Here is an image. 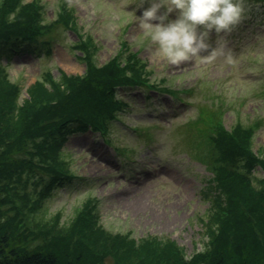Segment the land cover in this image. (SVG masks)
Masks as SVG:
<instances>
[{"label":"trees","instance_id":"1","mask_svg":"<svg viewBox=\"0 0 264 264\" xmlns=\"http://www.w3.org/2000/svg\"><path fill=\"white\" fill-rule=\"evenodd\" d=\"M45 15L42 0H0V264H264V147H253L261 123L227 127L222 104L202 107L186 127L196 157L212 173L202 190L210 203L202 219V248L188 255L174 239L112 232L101 222L95 197L67 227L60 225L61 213L45 218L55 190L80 177L71 167L68 134L111 132L125 105L120 89L152 82V70L127 42L100 64L95 38L81 31L67 1L59 2L53 22ZM57 26L77 33L73 47L86 70H60L56 77L46 69L22 102L24 87L10 77L4 57L11 61L25 51L49 55ZM115 148L126 154L125 147Z\"/></svg>","mask_w":264,"mask_h":264},{"label":"rangeland","instance_id":"2","mask_svg":"<svg viewBox=\"0 0 264 264\" xmlns=\"http://www.w3.org/2000/svg\"><path fill=\"white\" fill-rule=\"evenodd\" d=\"M42 1L46 21L53 22L62 0ZM65 1L75 9L81 31L95 38L100 64L127 42L153 71L152 80L180 92L169 96L155 89L121 90L119 95L128 104L108 133L112 138L109 144H103L97 132L69 133L65 145L73 158L71 167L80 177L55 190L48 199L45 218L61 213L60 225L67 227L85 202L95 197L101 222L108 230L131 232L136 238L159 235L174 239L190 255L202 248L206 238L202 219L210 203L202 190L212 173L206 162L196 157L198 150L187 123L211 102L222 104L227 127L237 121L254 126L257 121L261 123L256 127L253 147H264V0L246 1L247 11L232 31L210 34L209 43L215 48L218 41L222 42L230 61L226 56H216L179 65L157 54L143 30L138 17L149 6L147 2L137 7L136 0ZM169 16L175 19L176 10ZM52 34L57 37H52L49 55L25 51L11 61L4 59L10 77L24 87L22 102L31 95L29 86L46 69L56 77L60 70L70 74L86 70V63L78 57L81 51L73 47L77 33L57 26ZM181 96L188 103L182 104ZM115 146L125 147L126 154Z\"/></svg>","mask_w":264,"mask_h":264},{"label":"clouds","instance_id":"3","mask_svg":"<svg viewBox=\"0 0 264 264\" xmlns=\"http://www.w3.org/2000/svg\"><path fill=\"white\" fill-rule=\"evenodd\" d=\"M145 2L149 6L138 18L157 54L177 65L216 56L231 60L224 44L213 48L209 37L232 31L247 11L246 0H136L137 7ZM174 10L176 18L170 19ZM210 48L211 54L203 55Z\"/></svg>","mask_w":264,"mask_h":264}]
</instances>
